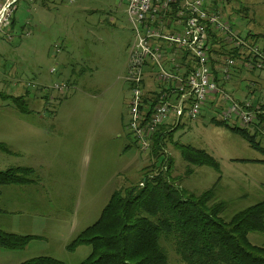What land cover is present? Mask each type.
<instances>
[{"label":"rangeland","instance_id":"obj_1","mask_svg":"<svg viewBox=\"0 0 264 264\" xmlns=\"http://www.w3.org/2000/svg\"><path fill=\"white\" fill-rule=\"evenodd\" d=\"M207 2L237 30L264 36V0ZM48 3V18L42 22L30 11V0H20L15 6L16 29L10 32L8 27L0 36V94H27L30 110L21 114L11 99L0 97V143L11 151L0 149V172L30 167L35 182L25 189L1 187L9 191L0 230L10 232L18 220L30 224L24 225L29 235L40 237L21 250H0V264H21L43 256L81 264L90 256L91 246L69 252L67 245L99 219L115 191L138 186L147 169L157 175L167 166V162L161 165L152 149L142 152L129 130L127 77L135 33L125 0ZM26 23L30 34L21 38ZM241 64L237 61L232 79L224 83L241 87V92L228 93L239 102H250L244 100V90H264V70L246 66L247 70ZM260 75L263 86L259 87ZM156 82L154 76L148 77L146 89L154 92ZM253 103L264 111V99ZM224 110L221 105L207 106L196 120L185 115L181 128L165 139L162 158L173 161L171 181L181 190L200 195L219 181L215 200L225 204L221 217L229 221L264 201V164L252 162L264 160V155L243 137L211 123L212 118L222 120ZM169 125L175 130L173 120ZM244 128L251 134L258 129L256 123ZM260 132L257 140L264 146V130L263 135ZM180 145L205 150L219 162L220 170L189 166ZM249 239L264 246V233H250ZM161 245L171 264H187L171 240H162ZM10 254L9 260L2 259Z\"/></svg>","mask_w":264,"mask_h":264},{"label":"trees","instance_id":"obj_2","mask_svg":"<svg viewBox=\"0 0 264 264\" xmlns=\"http://www.w3.org/2000/svg\"><path fill=\"white\" fill-rule=\"evenodd\" d=\"M208 8L217 11L211 9L209 3ZM17 11L18 8L9 26L10 32L16 29ZM232 26L245 40L264 43V36L244 34L233 24ZM23 28L24 26L21 31ZM211 38L210 55L214 79L222 88L224 82L219 78V69L225 55L232 56L242 63L240 67L246 66L248 58L241 49H230L224 38L214 31H211ZM0 97L11 99L21 114L30 113L25 102L27 94H0ZM155 100L154 92L146 89L145 82V104L152 107ZM257 119V127H264V116L259 115ZM211 123L243 137L253 149L264 155V146L257 140V131L251 134L247 128L217 118H212ZM169 126H162L154 134L152 147L153 155L161 159V165L167 162L166 170L151 175L153 170L148 173L147 169V174L138 186L115 191L99 219L79 233L66 249L75 252L83 245L91 246L90 256L81 264H171L161 245L162 240H171L177 254L187 264H264V246L254 245L249 239L250 233H264V201L238 212L226 221L221 217L225 204L215 200L219 181L200 195L178 188L171 181L173 161L162 158V152L165 139H171L181 125L176 126L175 130H170ZM0 149L11 152L3 143H0ZM179 150L183 160L191 167L209 166L220 170L219 162L205 150L191 145H180ZM252 162L264 164V160ZM192 172L189 171L190 174ZM32 173L34 170L27 167L10 168L0 172V215L5 213L2 208L1 187L34 183L30 178ZM39 238L0 230V250H21ZM21 264L65 263L53 257L43 256Z\"/></svg>","mask_w":264,"mask_h":264},{"label":"built area","instance_id":"obj_3","mask_svg":"<svg viewBox=\"0 0 264 264\" xmlns=\"http://www.w3.org/2000/svg\"><path fill=\"white\" fill-rule=\"evenodd\" d=\"M19 1L0 0V36L10 26ZM125 2L135 33L127 77L131 83L129 130L142 152L152 149L157 129L169 125L171 120L178 126L185 115L191 120L198 119L211 98L224 103L222 120L235 126L239 122L243 128L259 122L258 116L264 113L262 105L239 102L214 79L211 31L223 37L230 49H241L248 58L246 66L258 71L264 70V43L240 37L220 12L208 8L207 0ZM25 35L29 33L26 31ZM236 67L237 61L232 56L225 57L219 78L230 81ZM151 76L157 81L152 107L144 102V83Z\"/></svg>","mask_w":264,"mask_h":264},{"label":"crops","instance_id":"obj_4","mask_svg":"<svg viewBox=\"0 0 264 264\" xmlns=\"http://www.w3.org/2000/svg\"><path fill=\"white\" fill-rule=\"evenodd\" d=\"M49 0H45V2L44 1H42V3L39 5L38 4V1H35V0H33V2H31V6H30V11H32V12H34L33 13V15L35 14L36 15V17L35 18H38L39 19V21H44L43 20V18L44 19H46V18H48L47 17V14L45 13V11H47L46 9H48L49 8ZM48 4V5H47ZM126 9H127V6H126ZM127 12V11H126ZM27 25H29L28 23H26V25H22L21 26V29H22V27L24 26V28H23V30H22V36H21V38L23 37V36H27V35H25V32L27 31L29 34H30V29L28 30V27H27ZM242 68H244V69H247L246 68V66H243ZM248 70V69H247ZM260 77H261V75L259 76V80L257 81V83H258V86L260 87V84L262 85V83H260L259 81L261 80V79H264V76L262 75V78L260 79ZM263 86V85H262ZM222 89L223 90H225L227 93H228V91H230V90H232V91H235V92H241L242 91V88L241 87H239V86H231V85H229L228 83H222ZM255 90H248V91H246L245 92V90H244V100H246V99H248V100H251V102H253V101H255V100H258V101H262V99H264V90H263V88H261V90H258L257 92L255 91V93L253 94V92H254ZM262 92V93H261ZM229 94V93H228ZM230 95V94H229ZM224 106V103L221 101V100H219V98H211L210 99V101H209V103L207 104V106H209V107H211V106ZM260 105V104H259ZM181 125V124H180ZM259 129H261V132L260 133H262V135H263V130H264V127H258V129H257V132H258V130ZM18 153H20V152H18ZM28 168V167H27ZM30 168V167H29ZM35 183V182H34ZM34 183H28V184H24V185H19L18 187H21L22 189H25V188H27V187H31V186H35L34 185ZM6 187V186H5ZM11 187H13V185H10V186H7L6 187V189H12ZM6 191H9V190H5V192H4V190H2V205L3 204H5V200H6V195H5V193H6ZM12 191V190H11ZM7 202H8V200H6ZM3 208V207H2ZM7 217H11V216H7ZM33 222V221H32ZM23 223H25V222H23V221H18L17 220V223H16V225L14 226V227H11V231L10 232H13V233H17V234H24V235H29V233H27V232H29V231H27V227L26 226H30V224H28V223H26V224H23ZM34 223V222H33ZM24 225H26V226H24ZM13 226V225H12ZM23 230V231H22ZM4 255V254H3ZM12 256H11V254L10 255H8V256H4V257H2V259L5 261V260H9L10 258H11Z\"/></svg>","mask_w":264,"mask_h":264}]
</instances>
